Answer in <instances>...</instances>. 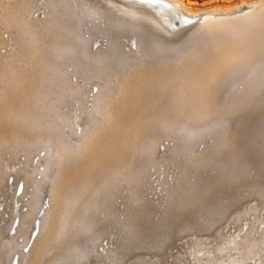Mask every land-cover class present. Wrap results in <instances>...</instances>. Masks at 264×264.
<instances>
[{
  "label": "rangeland",
  "instance_id": "1",
  "mask_svg": "<svg viewBox=\"0 0 264 264\" xmlns=\"http://www.w3.org/2000/svg\"><path fill=\"white\" fill-rule=\"evenodd\" d=\"M26 1L27 12L23 13L24 9L18 7V0H0V37L6 39V42L0 43V69L6 65L5 56L8 52L13 51V55L17 56L24 48L20 41L23 28L16 21L4 18L2 7L14 2L17 5L15 19L24 20L25 16L29 22L34 23L42 19V15L50 9V6L42 8L49 0ZM74 1L80 12L78 39H88L95 43H91V47L86 45L84 53L94 61H100V58L115 52L121 61L134 62L143 57L149 60L166 56L171 50L184 45L185 38L191 36L207 20L225 16L236 18L253 5L264 3V0H183L191 6L192 11L186 14L189 15V20L180 27L182 32L171 40L182 42L172 48L164 47L161 42L170 40L162 38L142 42L139 33L134 32L118 17L111 16L101 0ZM229 8L233 10L230 11ZM196 9L200 11H195ZM83 10L87 14L86 19L82 14ZM214 24L220 23L215 21ZM129 37H136V41L128 42ZM230 61L221 64V75L229 65L235 63L234 66L237 65L238 68L226 79L228 83L218 89L216 103L206 113L190 122L183 120L152 127L151 130L155 132L152 153L148 162L138 171L136 182L129 177L128 171L120 175L110 173L108 177H98L88 204L81 198L72 199L70 206L78 212L82 206L91 204L88 225L92 233L82 240L80 248H69L64 262L60 264H258L259 255L256 256L255 253L259 254L262 246L255 242L264 236V57L256 54L246 65L242 59H232V63ZM43 62L44 58L40 57L31 62L32 68L27 67L29 70L25 71V66H20L21 72L17 77H22L21 81L26 82L24 84L14 78V84H10V103L5 107L11 113L17 112L18 117L26 123H34L38 129L54 134L66 147L75 148L82 143L84 132H88L102 120L100 112L94 108L96 88L103 92L104 84L120 74L124 65L115 62L102 68L84 67L67 50L57 53L52 58L50 70L42 74L38 68L43 66ZM57 62L59 69H56ZM65 71L69 74L67 77L64 75ZM69 81L85 84L84 90H78L77 85L74 92L67 93L70 89ZM3 89L0 82V92ZM36 94L39 95L38 101L34 97ZM84 94L87 96L80 98ZM36 105L39 115L34 112ZM55 107L59 109L56 110ZM51 135L32 137L24 145L13 143L0 148L3 168L10 173L7 176L8 182L13 181L16 171L22 172L18 173L16 188L20 185L25 187L27 194L21 199L23 203L35 204L34 197L30 198L29 194L39 188V181L49 186L52 192L55 191L54 180L61 168V158ZM90 163L91 161L84 160L81 165L87 169ZM25 172L31 176L29 183L24 180ZM110 184L108 193L103 196L104 189ZM3 187L1 202L6 201ZM17 190L20 193L22 191L20 187ZM42 204L37 214L38 219L48 206L47 200ZM24 206L21 209H25ZM47 208L53 210L54 203ZM3 215L5 218L7 214ZM0 216L2 217L1 213ZM46 224L42 229L43 237L37 245L32 244L30 248L29 260L23 259L20 264H30L31 261L32 264H54L55 254L52 250L40 258L47 231ZM71 231L75 240L84 233L82 226L71 228ZM18 239L21 241V236ZM30 239L20 250H26L31 245ZM167 241L171 242L167 244ZM193 251L194 254L191 255ZM245 252H250L246 258L240 255Z\"/></svg>",
  "mask_w": 264,
  "mask_h": 264
},
{
  "label": "bare ground",
  "instance_id": "2",
  "mask_svg": "<svg viewBox=\"0 0 264 264\" xmlns=\"http://www.w3.org/2000/svg\"><path fill=\"white\" fill-rule=\"evenodd\" d=\"M101 1L103 7L106 8L111 16L114 18L118 17L120 21L130 26L134 32L139 33L142 42L146 39L158 40L162 38L164 40H170L161 42L162 45L172 48L182 42V40L177 42L171 40L182 32L180 27L189 20L187 17L189 15L186 14L192 11L191 6L183 0ZM17 4L19 9H24L23 13L27 12L28 3L26 0L24 2L18 0ZM47 6H50L48 12L44 13L42 19H38V22L35 21V23L29 22V19L25 16L24 20H16L17 5L16 3L14 4V2L2 7V16L8 18L12 22L16 21L23 28L24 33L20 41L23 43L24 48L22 53L17 55L18 57L15 54L13 55V51L8 52L5 56L7 60L6 65L0 69V82L4 87L3 91L0 92V148L4 145L13 143L24 145L32 137L51 135L49 132L38 129L36 124L26 123L24 120H21L17 112L12 111L11 113V110L5 107L10 103V84H14V78H16L15 81H21L23 79L22 77H17V75H20L19 72H21L20 66H25L23 67V71L29 70L32 68L31 62L42 57L44 58L43 66L38 69L42 74L46 73L50 70L52 58L57 53L67 50L71 51L75 59L84 67L102 68L116 62L122 63V65H124V70L115 76V78L104 84L103 92H101V90L98 91V87L96 88L94 108L100 112L102 120L98 124H95L88 132H84V139L79 146L68 148L63 144L64 142H61L53 136L54 134L51 135L56 151L61 158H59L61 168L60 170L57 169L59 170V174L56 175L54 180V192L51 191L49 186L39 181L37 183L39 188L37 187V189L29 194L30 198L34 197L36 201L35 204L30 205L29 202L23 203L21 199L27 194L25 193V187L19 186L22 189L21 193L17 190L19 187L16 188V182L19 178L18 173L20 174L22 172L19 170L16 171L13 181L10 180V182H8L7 176L10 173L7 172V169L3 168L0 158V194L3 191L1 187L4 186L5 192L3 196L4 200H6L1 202L2 200L0 199V213L2 215V217L0 216V264H20L23 259L27 260L29 258L28 253L31 252L30 248L33 245H37L38 241L43 237L42 229L46 223L47 231L43 240L40 258L44 257V253H48L52 250L55 254L54 264H60L64 260L69 248H80L82 240L92 233L90 225H88L91 214V204L84 205V207L82 206L78 212L73 209L72 205L70 206L72 199L81 198L84 200L85 204H88L92 197V189L97 185L98 177H104L105 175L108 177L110 173L120 175L128 171L129 177L132 180L135 179L134 181L136 182L138 171L148 162L152 153L155 132L151 129L154 125L171 124L183 120L190 122L206 113L207 110L216 103L218 89L228 83L226 79L234 74L235 68H238L237 65L236 67L234 66L235 63L229 65L225 68L224 72L222 71L223 73L221 75L220 66L224 61L228 62L229 60L232 61V59H242L246 62V65L256 54H259V57H264V3L253 5L250 10L240 14V16L236 18H227L228 16H225L226 18L221 17L207 20V22L205 24L203 22L191 36L187 35L188 37L183 41V43L185 42L184 45L181 44L179 48L173 51L171 50L166 56H157L149 60L143 57L144 59L140 58L141 60L139 59V61L137 60L135 62L121 61V58L115 52L100 58V61H94L89 58L88 55L84 53V50L86 49V45L89 44L88 46L91 47V45L95 43L88 41V39H82V41L78 39L80 12L75 1L49 0L42 8ZM198 10L196 9L195 11ZM232 10L230 9V11ZM44 11L47 10L44 9ZM83 13L86 19L87 14L84 10L82 14ZM88 16L90 17L89 13ZM215 21L221 25L214 24ZM224 23H228V25H222ZM130 24L135 26H131ZM13 33L15 32L13 31ZM99 38H101V36ZM127 40L128 42L130 40L136 41V37H129ZM97 41L99 40L97 39ZM3 42H6V39L0 37V43ZM53 50H58V52L56 53L55 51L53 53ZM133 59L134 58H132V60ZM27 67L29 69H27ZM56 69H59L58 62ZM64 75L67 77L69 74L65 71ZM25 82L24 80L23 82L21 81V83L24 84ZM68 83L70 89H67V93L69 94L70 92H74L73 90H75L77 85L78 90L81 92L84 90L85 84L80 85L78 82L71 83V81ZM85 96H87V94H84L80 98L83 97L84 99ZM34 97L38 101L39 95L36 94ZM57 109L59 108L57 107L56 110ZM38 110L36 105L34 112L37 115H39ZM49 111H51V109ZM236 111L239 112L238 110ZM239 113L241 114V112ZM212 124L213 123L210 125ZM167 126L169 127V125ZM194 137L197 138V136ZM84 160L91 161L87 169L81 165V162ZM197 165L196 163V166ZM54 173H56V171H54ZM61 175L64 177L62 178ZM23 176L26 183L31 182L30 175L25 172ZM110 186L111 184L104 189L103 196L108 193ZM9 190L12 192L10 193ZM45 199L47 200V207H49L52 202L54 203V209L50 211L47 207L44 208L41 218L38 219V211L41 209V205L43 206L42 203ZM134 201L136 200L134 199ZM23 206L25 209H21ZM4 212L7 214L5 218H3V216H5L3 215L5 214ZM139 214L140 213H138V215ZM135 215H137V213H135ZM37 219L39 220V224L36 231ZM80 226L84 229V233L75 240L71 233V228ZM169 228L171 229V227ZM19 236H21V241L18 239ZM30 238H32V240ZM17 239L20 242H18ZM29 239L31 240V245L26 250H20V248L27 245ZM169 242L167 241V244ZM255 243L256 245L262 246L260 253H255L256 256L259 255L257 260L258 264H264V236L256 240ZM192 254H194V251L191 255ZM240 255L246 258L250 255V252L241 253ZM30 264H32V261Z\"/></svg>",
  "mask_w": 264,
  "mask_h": 264
}]
</instances>
